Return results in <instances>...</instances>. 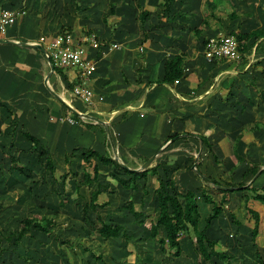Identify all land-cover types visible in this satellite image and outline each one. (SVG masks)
<instances>
[{"label": "crops", "instance_id": "1", "mask_svg": "<svg viewBox=\"0 0 264 264\" xmlns=\"http://www.w3.org/2000/svg\"><path fill=\"white\" fill-rule=\"evenodd\" d=\"M78 1L73 2L72 11L81 8L85 10L86 17L91 16L90 20L87 18L89 21L85 29L82 24V28H73L71 25V23L74 24L73 18L65 15L69 10L63 15L69 18L67 24L61 21L62 15H58L57 11L53 14L49 12V5L45 1L42 4L40 0L33 2L31 0H0V4L4 7L19 14L18 21L6 33L0 31V38L32 43L38 41L41 36L51 37L62 32L65 26L72 28L71 32H75L78 37L94 33L100 41L98 49H91V54L97 55L98 59L97 70L92 78L95 104L89 108L80 100L74 101L78 111L86 114L87 121L77 123L64 119L67 107L60 96L65 90L72 89L78 83L76 70L62 69V73L59 70L52 71L51 64L38 48L0 43V134L6 132L5 134H9L13 140L14 131L17 130L15 139L19 143L17 147L27 151L26 153L30 152L31 143L21 130L35 135L41 140L47 152L52 154L55 164L61 167V173L67 170L68 165L80 167L81 170L86 164L83 154L87 150L103 155L109 154L130 169L139 171L142 169L138 167L143 166V162L156 155L149 168L161 164V168L166 170L183 193L189 189H196L199 194L200 209L209 207L206 214L211 211V206L206 204L201 194V188L206 186L201 183V178L197 175L199 173L197 164L200 166V172L202 171V152L211 158L204 161L203 167H210V170L205 173L216 181L223 180V183L239 182L251 162L261 164L260 172L264 169V151L257 153L259 147L264 149V130L253 129L255 122H264V60L261 63L252 64V59L246 60L247 56L240 52V57L237 59L225 57L209 62L205 57L207 43L211 38H220L224 35L220 27L215 28L209 20L203 25L205 16L198 15L197 11L200 9L198 8L201 5L200 0H193L190 2L192 5L187 2L185 7L176 11L172 8V11L162 16L157 10V4L161 0H142V4L152 10L151 17L144 24L138 21L137 10L133 8L138 0L133 1L132 7L129 6V0H108L109 8L105 7L102 10H97L96 5L90 7L88 0H85V6ZM113 3L116 12L110 14ZM77 6L80 7L77 8ZM151 6L153 8H150ZM258 9L264 13L263 4L258 5ZM241 12L245 13L246 10L243 9ZM56 13L58 18L54 16ZM224 19L217 21L224 22ZM228 23L230 30H234L232 22ZM201 26H204L203 33L195 34L194 30ZM143 28L146 30L143 31ZM115 43L119 44L118 48L111 46ZM179 53L187 54L186 75L179 82L159 83L165 75L166 60ZM263 54L264 40H260L249 55L260 57ZM241 58L245 63L240 62ZM1 103L5 107H2ZM15 120L18 121L17 126ZM8 129H11V132ZM240 133L243 136L236 144V138ZM248 133L253 135L251 143L246 140L245 135ZM175 135L181 137L174 138ZM200 135L208 138L213 152L207 150ZM226 137L231 140L230 152L234 155L236 150L246 158V161L238 167H236L237 160H234L232 156H223L224 152L219 142ZM67 158L70 161L69 164H67ZM35 160L33 158L28 165H32ZM92 160L101 167V174L109 183L100 196L107 195L114 200L119 197L121 198L119 204L123 206L130 198L132 191L123 188L110 175L112 165L105 166L96 157ZM192 162H197L196 167H194L195 164L192 168L189 167ZM210 162L211 165L208 166ZM233 168H236L234 175L231 173ZM59 170L57 167L56 172ZM79 172L82 173V171ZM80 178V176L77 177V179ZM48 179L45 178V180ZM54 179L53 184L47 183L48 193L52 192L51 189L61 188L60 179L56 177ZM67 179L65 189L68 188L70 181L75 183L76 177L71 174ZM246 181L247 185L262 186L264 174L255 177L250 175ZM56 185L59 188H56ZM158 187V177L150 176L148 184L150 192L145 197V203L155 198L154 191ZM218 188L224 191L229 187L219 185ZM72 189L75 191L74 188ZM47 191L42 198H51L47 195ZM86 192H89L88 188L82 186L83 196L78 197L76 194L73 200L84 203L82 197H85ZM224 194L225 192L222 197ZM230 194L233 192L226 195ZM142 195V192L135 195V207L137 211L148 214L149 204L143 205ZM87 196L89 197V193ZM73 200L70 203L76 206L77 214L82 216L83 206ZM114 200L108 199L110 204L107 207L112 206ZM39 201L42 202L40 199ZM107 207L105 208L107 211L101 210L105 216L109 214ZM262 207L264 206L261 205L260 208ZM256 208L259 207L256 206ZM121 209L122 211L114 212V217L125 229L135 233V236L128 241L127 247L153 242L154 240L148 235L150 219L145 227H139L135 225L133 218L126 217L133 224L127 226L123 219L129 211L122 207ZM232 212H234L233 209ZM104 219L108 221L106 217ZM224 223L227 228L222 234L218 232L217 227L219 224L223 226ZM227 223L225 217L223 221L218 220L214 225L217 230L215 235L219 236L216 238L224 242L226 240L230 242V237L235 239L238 246L234 248V253L238 250L246 253L247 249L254 248L251 232L248 233L249 235L246 234V230L253 228L244 226L243 221L239 228L232 221H229V225ZM230 230H234L236 234L228 233ZM99 237L104 244L105 242L120 244L115 242L118 239L105 241L95 231L91 235V240L99 239ZM70 239L73 240L72 237ZM76 239L75 236L74 240ZM184 240L185 245L190 249L185 251L183 248L184 253L177 259L186 261V264H199L201 255L196 250V244L189 237ZM127 253L142 262L145 260V257L138 252L133 254L128 249ZM105 262H107L106 259Z\"/></svg>", "mask_w": 264, "mask_h": 264}, {"label": "trees", "instance_id": "2", "mask_svg": "<svg viewBox=\"0 0 264 264\" xmlns=\"http://www.w3.org/2000/svg\"><path fill=\"white\" fill-rule=\"evenodd\" d=\"M129 6L132 7L134 5L133 1L129 0ZM142 0H138L133 6L134 9L137 10L138 13V21L144 24L152 14V10L145 7L141 2ZM176 0H161L157 4V10H159V15H166L170 11H172V4ZM6 7V6H5ZM80 6H77L79 8ZM213 7V6H212ZM215 7V6H214ZM111 12L110 14H115L116 9L114 3L111 4ZM214 10V9H213ZM241 13V12H240ZM238 11H234L228 15L229 20H235L241 14ZM185 14V13H184ZM186 15V14H185ZM217 17V16H216ZM106 18V17H105ZM218 19H222L221 17ZM208 17L203 18V25L207 24ZM144 27V26H143ZM70 31L72 28L66 27ZM146 29L143 28V31ZM204 26L200 28H196L194 30L195 34L200 35L203 33ZM229 34L235 36L239 42V50L243 54L251 53L256 46V44L264 39V27H256L250 31H236L230 30ZM187 54L179 53L169 58L165 62V75L159 83H174L177 80L182 79L185 73V65H186ZM62 73V69H57ZM2 107H5L3 103H1ZM15 125H18V121L15 120ZM253 129L256 130H264V122H255L253 125ZM22 134L25 138L31 143L30 152L32 156L35 157V162L28 167L23 158L20 159L19 156L10 154L11 158V167L12 171L18 172L20 175H24L25 177L30 178L36 173V169L41 165L43 172L45 175H53L57 171V165L53 159L51 153L47 152L44 146L41 144V140L35 135L31 134L28 131L21 130ZM12 146H16L15 139L17 136V130L14 131ZM242 133H240L236 138V144L241 140ZM181 136L175 135L174 138H179ZM203 143L206 145L207 150L213 152L212 144L209 142L206 136H199ZM19 151H23L26 153L24 149H19ZM234 156L237 160V166L244 163L246 161L245 156L241 155L238 151L235 150ZM98 158L103 165L109 166L112 165L113 169L110 171V175L118 181V183L125 189L131 190V196L126 201V203L121 206L123 209H127L129 211V215L133 218L135 225L139 227H145L147 221L149 220V216L143 211H137L136 197L135 195L139 192H142V203H145V197L149 194L148 184L150 181V176H157L159 180V187L154 191L155 193V203L158 207L156 217L151 221V226L148 229L149 238L154 240L155 242L161 245L163 251L166 250V247L170 249V255H172L175 259L179 258L183 254V247L180 240V237L184 234L189 235L190 239L196 244V250L198 253L203 256L206 264H242L246 262V253L237 251L236 253L228 252L224 246L223 240L215 233L226 232L227 225L224 223L223 226L219 224V227L216 228L214 225L217 221H223L225 217V208L227 204V193L231 192H242L244 197V209L247 213L254 218V226L251 230L252 237V247L256 249L257 263L264 264V257L261 254L260 244L258 243V236L260 235V224L261 221L264 220V216L261 212L251 206L252 202L259 201L264 204V184L262 186H251L247 185V177L253 175L254 177L257 175L264 174V169L260 172L261 164L258 162H251L247 169L243 172L242 178L239 182H226L224 184H220L218 181L212 179L209 176L200 172V166L197 164V168H199V173L197 175L201 179H205L209 182H212L216 186H227L228 189H225L224 196L222 200L218 202L212 194H210L206 187L201 188V194L206 202V204L211 206V211L204 215L202 210L200 209L199 201H198V193L196 189H189L186 193H183L177 187L175 181L171 179L166 172L165 169L161 168V164L156 165L154 167L147 168L145 170L135 171L124 168L116 159H114L109 154L103 155L93 150H87L83 154V160L86 163L82 168V173L77 172L75 170H70L67 168L65 173L62 175L59 180L60 189L52 190L55 194V202L56 206L52 207V212L45 213H35L31 216H27L21 220H19L18 227L12 229V231H4L0 228V242H8L12 243L15 246H21L23 243V239L29 237L33 238L37 235V233L50 234L52 233L54 226L55 217L59 213V209L65 208L70 201L71 197L69 192H67L66 182L67 178L72 174V176L76 177L75 183L72 184V188L75 189V193L78 197L83 196L81 193V188L86 187L89 190V197H82L86 199L83 202H79L78 200H73L78 205L83 206V221L86 224H90L91 230L101 236L105 241L112 239H124V242L127 246L128 241L135 236L134 231L127 230L124 226L117 222L114 214H108L105 216L103 209L109 206L110 202H99L100 195L103 193L104 188L109 186V183L106 182L103 174H101V167L96 163H93L92 158ZM67 164H69V159L67 158ZM194 162L189 166L192 168ZM69 166V165H68ZM35 169V170H34ZM235 169L231 170V173L235 174ZM260 172V173H259ZM201 173V174H200ZM259 173V174H258ZM81 177L77 179V177ZM54 177V176H53ZM49 178L48 180H43V183L53 184L55 182V177ZM234 177V176H233ZM51 179V180H50ZM203 179V180H204ZM58 181V180H57ZM226 195V196H225ZM95 214V215H93ZM232 216V223L237 225L239 228L242 225L241 219L235 215L234 212L229 213ZM107 218L108 221L104 219ZM229 225V221L227 223ZM85 227V225H83ZM144 238V236L142 237ZM61 245L69 246L74 249L77 246L82 247V244H76L74 240L70 238H66L61 240ZM226 245V244H225ZM8 248H6L7 250ZM84 251L89 252L90 260L96 262H105L104 254L98 252L94 248L83 246ZM17 258L26 263H31L32 258L23 254H18ZM218 260L215 262V260ZM89 262V257L87 259ZM112 264V263H111ZM116 264V263H113Z\"/></svg>", "mask_w": 264, "mask_h": 264}, {"label": "rangeland", "instance_id": "3", "mask_svg": "<svg viewBox=\"0 0 264 264\" xmlns=\"http://www.w3.org/2000/svg\"><path fill=\"white\" fill-rule=\"evenodd\" d=\"M32 2L35 0H31ZM42 1V4L45 3L49 5V12H56L58 15H62L61 21H64L67 24V17L70 16V18H73V28H82L84 29L87 26V22L90 20L89 16L86 17L85 10H79L72 11L73 9V2L76 0H40ZM87 1V0H86ZM193 0H176L175 3L172 4L173 11L182 9L185 7L187 2L190 4ZM79 4H83L85 6L86 2L85 0H79ZM89 6H97V10L107 7L109 8L108 0H88ZM201 5H199L197 11L199 12L198 15L207 16L211 24L216 28L220 27L221 33L223 35H231L229 34L230 26H227L229 23L232 22V29L236 31H243L248 30L250 31L254 27H264V13L258 9V5H264V0H200ZM252 3H255V5H252ZM56 6H55V5ZM65 5V6H64ZM215 7H212L214 6ZM222 6V7H221ZM257 6V7H256ZM52 8V9H51ZM150 8H153L152 6ZM214 9V10H213ZM246 10L245 13L241 12ZM68 11L67 14L65 12ZM241 10V11H240ZM196 11V12H197ZM232 11H238L241 15L236 18L235 20H229V13ZM57 13L54 14L56 18H58ZM66 15L67 17H63V15ZM251 14V15H250ZM226 17L224 22L220 21L218 22L217 17L218 16ZM217 16V17H216ZM89 18V20H87ZM57 23V22H55ZM82 24V26H81ZM211 26V25H210ZM67 27V26H65ZM210 29V28H209ZM211 29H214L211 27ZM68 30L67 28L63 29L62 32H66ZM75 30V29H73ZM264 40V39H262ZM250 54V53H249ZM249 54H245L246 60L250 61L252 59L253 63H261L264 60V54L260 57L252 56ZM243 57V56H242ZM244 57V58H245ZM243 58V59H244ZM240 62H244V60H240ZM263 64V63H262ZM264 65V64H263ZM263 67V66H262ZM9 132H11V129H8ZM249 130V129H247ZM0 134V228H2L6 233L8 231H12V229L18 227L19 220L31 216L35 213H45L49 212L51 213V208L56 206L57 203L54 201L55 196L54 193L47 191V183H43L42 181L45 180V178H51L56 177L58 179H61L63 173H61V167H58V172H56L53 175L48 174L49 176L45 175L46 173L43 172V169L41 165L39 168H37L35 171L36 173L31 176L30 178L25 177L24 175H20L16 171H12L10 169L11 167V158L10 154L19 156L20 159L23 158L26 162H30L34 156H31L29 153H25L23 151H19L17 145L19 143L15 141L16 146H12V138L9 136V134ZM246 140H248L249 143L253 142V135L252 134H246ZM230 139L228 137L222 139L219 144L221 146V149L223 150L224 155L232 156L234 160H236L235 156L230 152ZM221 151V150H220ZM264 149L259 147L257 150V153H263ZM203 156H201V169L202 173L206 176H209L205 173V171L208 172L210 170V167L204 168V161H207V159H211L206 153L202 152ZM235 153V152H234ZM150 159V158H149ZM148 159V160H149ZM203 161V162H202ZM146 162V161H145ZM143 162V164L145 163ZM209 162V161H208ZM203 163V165H202ZM30 164V163H29ZM142 164V165H143ZM155 163H153L154 165ZM195 164V163H194ZM26 165H28L26 163ZM86 165V164H85ZM211 165V162L208 164V166ZM28 167H31V165H28ZM68 169L71 170V168L77 172L82 171V168L80 170V167H73L71 165L67 166ZM139 169H142L141 167H138ZM211 177V176H209ZM212 178V177H211ZM204 179V178H203ZM201 179V183L207 187L210 194L218 201L220 202L222 200L223 191L218 188V186L214 185L212 182H209L207 180ZM213 179V178H212ZM68 180V179H67ZM218 181V180H217ZM220 184H224L223 180L218 181ZM158 181L156 182V184ZM72 184H74V181H70L68 183L67 192L70 193V201L67 204L65 208L59 209L58 215L55 217V224L52 226V233L50 234H43V233H37V235L33 238H25L23 239V243L21 246H15L12 243L8 242H0V264H104L101 262H92L90 260L89 252L84 251L83 246H88L91 248H94L100 253H104L106 263L107 264H186L185 259H173V257L169 256L171 252L168 246L166 247V250L163 251L161 248V245L159 243H156L155 241L148 242L146 245L142 246H135V245H129V247L126 246L124 243V239H118L115 242H120V244H112V242L105 244L100 239L91 240V235L93 232L91 231L90 224H85L83 220H81V216L77 214L76 206H73L72 203H70L74 197H76L75 191L72 189ZM56 188H59L58 185H56ZM47 191V195H49L51 198H42ZM52 191V189H51ZM89 193V192H88ZM88 193L86 192V197H88ZM237 193V194H236ZM242 192H233V194L227 195V205L225 208V215L227 221H232V216L229 214L232 212V209L237 217L241 219L244 223V226H248L249 228H253L254 226V218H252L246 210H244V197L242 195ZM230 196V198H228ZM111 200H114V198L110 197ZM110 198L107 197V195L100 196L99 200L100 202L107 201ZM234 198V199H231ZM42 200L41 201H39ZM155 199L147 201L145 204H149L147 215L149 216L150 221L151 219H154L157 215L158 207L155 203ZM86 199H84L85 201ZM257 202V203H256ZM252 202L251 206L256 208L258 206V209L261 214L264 216V207L260 208L261 205L264 206L259 201ZM118 203V204H117ZM121 198L116 197L113 201L112 206L107 207L109 210V214H114L117 210H121ZM117 204V205H116ZM260 204V205H259ZM209 207H205L203 209L204 215L206 214V211H208ZM106 210V209H105ZM107 211V210H106ZM126 213V211H124ZM95 215V214H94ZM125 219H123L124 223L129 226L133 225L132 222L128 221L129 218H132L129 213L125 214ZM126 217H129L126 219ZM80 221H79V220ZM65 220V222H63ZM148 222V227L150 226L151 222ZM83 224H85V227H83ZM260 235L258 236V243L260 244V250L261 254L264 257V220L261 221L260 224ZM87 227V229H85ZM234 228V226H232ZM228 231V230H227ZM251 230H246V234H250ZM228 233L236 234L234 230H230ZM245 233V232H244ZM248 234V235H249ZM75 236L77 237L76 240H74ZM73 238L74 242L76 244L81 243L82 247L77 246L76 249L61 245V240H64L66 238ZM189 235L184 234L181 236L180 240L182 243L183 248H185V251L190 249L189 246L185 245V240ZM190 238V237H189ZM235 239H232L230 237L229 240H226L224 243V246L228 252L233 253L234 248L238 246L237 243L234 241ZM245 241V239H244ZM226 244V245H225ZM196 246V245H195ZM6 248H8L6 250ZM131 250V252L134 254L136 252L143 255L145 257V260L142 262L139 259H135L134 256H129L127 251ZM237 249V248H236ZM184 253V251H183ZM18 254H23L28 257L32 258L31 263H26L17 258ZM191 254V251H190ZM149 255L151 257H149ZM257 254L255 253V249L252 248L251 250L247 249L246 251V262L242 264H258L257 263ZM87 256H89L90 262H88ZM137 260V262L135 261ZM218 260L216 259L215 262ZM199 264H206V262L203 259V256H201V262Z\"/></svg>", "mask_w": 264, "mask_h": 264}, {"label": "built area", "instance_id": "4", "mask_svg": "<svg viewBox=\"0 0 264 264\" xmlns=\"http://www.w3.org/2000/svg\"><path fill=\"white\" fill-rule=\"evenodd\" d=\"M19 14L0 4V31L7 30L18 21ZM32 44H41L42 52L47 61L57 69H74L78 73V83L72 89L65 90L60 96L67 107L65 120L69 122L85 123L86 114L78 111L74 101L80 100L87 107L95 104V92L92 87V78L98 66L97 55L91 54V49L100 47L99 38L94 34L79 36L75 32H60L53 36H41ZM118 48L119 44L111 45ZM205 57L209 62L215 59L240 57L239 42L233 35H224L220 38H211L207 43ZM176 82H179L177 80ZM68 93V96H66ZM70 95V98H69ZM94 121V120H93ZM95 123L97 120L94 121Z\"/></svg>", "mask_w": 264, "mask_h": 264}, {"label": "water", "instance_id": "5", "mask_svg": "<svg viewBox=\"0 0 264 264\" xmlns=\"http://www.w3.org/2000/svg\"><path fill=\"white\" fill-rule=\"evenodd\" d=\"M0 43H5V44H19V45H22V46H26V47H35V48H38L39 50H41L42 52L45 51V48L43 45L41 44H32V43H29V42H25V41H21V42H15L13 40H10V39H3V38H0ZM51 68H52V71L55 70V67L51 64ZM156 158V155L152 156L149 160H147L143 166H142V170H145L147 168H149V166L152 164V162L155 160ZM119 162V161H118ZM124 168L126 169H129V170H132L129 168V166L125 165V164H122L121 162H119ZM196 164L197 162H195V165L194 167H196ZM135 171H139L138 169H135Z\"/></svg>", "mask_w": 264, "mask_h": 264}]
</instances>
